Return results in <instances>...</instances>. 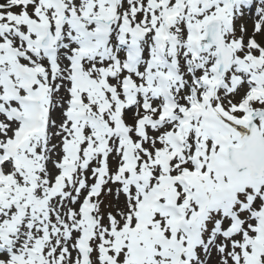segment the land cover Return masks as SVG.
Listing matches in <instances>:
<instances>
[{"label":"snow or ice","instance_id":"snow-or-ice-1","mask_svg":"<svg viewBox=\"0 0 264 264\" xmlns=\"http://www.w3.org/2000/svg\"><path fill=\"white\" fill-rule=\"evenodd\" d=\"M0 264H264V0H0Z\"/></svg>","mask_w":264,"mask_h":264}]
</instances>
